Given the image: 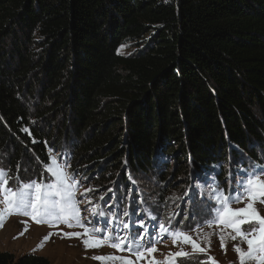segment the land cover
<instances>
[{
  "label": "trees",
  "instance_id": "1",
  "mask_svg": "<svg viewBox=\"0 0 264 264\" xmlns=\"http://www.w3.org/2000/svg\"><path fill=\"white\" fill-rule=\"evenodd\" d=\"M54 151L113 209L134 182L162 200L264 164V0H0L8 187L52 183ZM0 264L55 263L0 251Z\"/></svg>",
  "mask_w": 264,
  "mask_h": 264
},
{
  "label": "rangeland",
  "instance_id": "2",
  "mask_svg": "<svg viewBox=\"0 0 264 264\" xmlns=\"http://www.w3.org/2000/svg\"><path fill=\"white\" fill-rule=\"evenodd\" d=\"M49 154L50 165L48 167H56L51 164L52 158L55 157L57 165H59L68 176L79 182L75 189L76 201L78 207L82 210V221H92V225H89L90 230L97 220H103L102 216H93L91 211L93 206L96 207L97 213L102 212L108 217L115 215L118 216L121 221L125 219L133 222L144 220L148 227V234L145 237L143 246H147L149 242L152 241L157 251L151 254V256L146 253L145 259L137 260L135 255L130 256V253L127 251L121 252L112 248L108 240H104L102 242L103 246L101 247L85 249L81 238L63 235L64 233L72 232L83 233L84 229L76 225L75 220L69 221L72 224V226L69 227L68 224L64 222L63 218L57 219V216H59L57 209H53L52 216L41 217L43 220L42 223H37L31 217L22 214L9 215L5 213L2 226H0V251H9L13 253L15 257L24 254L42 255L51 263L55 264H120L119 261H98L93 259V257L101 255L130 257L134 261V264H149L153 256L160 264H179V259L180 263H187L190 259H196L199 264H214V262L215 264H240L239 255L235 252L234 247L239 245L245 253L248 251L246 241H243L241 238L232 240L231 235L235 234L234 231L227 225L219 223V211L221 209L217 197L220 194L216 192V185L219 183L209 175H206L203 180L195 181L193 189L187 191V196L184 195L181 197L179 194L172 192L162 200L157 197V188L153 181H144L140 186H138V182H134L137 193L132 194L128 192L125 200L126 204H123L124 206L121 205L122 207L119 206L118 209H113L116 204H114L111 192L106 194L101 189L88 184L84 178L77 177L71 173L69 170L68 157L64 153H57L54 151ZM261 169H264V164L249 165L246 169H237L233 174L235 178L239 180L245 173L251 174L256 172L260 175V178L264 180V173L260 172ZM47 173L53 180L50 184L56 183V178L51 173ZM43 186L42 194L49 191L47 185ZM227 187L226 184L225 190H227ZM87 188L98 190L89 193V196L93 200L92 205H88L86 200L81 196V193ZM52 191L54 192V190ZM101 196L104 197L103 201L100 200ZM49 199L55 201L59 200L60 197L53 194ZM116 201H119L118 197ZM249 202L250 201L245 196L241 202H232L230 206L233 209L243 208ZM159 203L162 204L159 205ZM212 204H216V207H212ZM109 205L111 206V210H109ZM203 205H206L208 209L205 217L209 216V218H213V220L199 225L198 222L201 220V211L199 209H201ZM4 207H6V205L3 204V192L0 191V209ZM254 207L258 214L264 217V202L257 200L254 202ZM86 208L87 210L84 211ZM148 208L149 210H147ZM188 209H190V213L188 214L187 221L185 220L183 223L180 222L181 218H185ZM125 211L129 213L127 218L122 215ZM160 223L165 224L171 231H183L184 234L191 236L193 240L200 244L205 251H194L191 244L184 243L182 240L174 243L171 232L166 234L159 233L158 225ZM249 227V225H244L245 229ZM25 229L27 230L25 231ZM131 231L135 233L138 229L133 225ZM221 235L225 237L224 243L226 245V250L221 248L219 239ZM45 236L49 237L47 241H44ZM137 243L139 244L140 241H137ZM40 245H42V247H38ZM77 245H82V249H80L82 253L77 257L73 256L68 251L61 254L63 250L75 251L78 249L76 247ZM54 246L58 249H55ZM177 251L188 253V256L169 257L170 253H175ZM257 254L264 255V253ZM244 264H259V262L255 259L246 257Z\"/></svg>",
  "mask_w": 264,
  "mask_h": 264
},
{
  "label": "snow or ice",
  "instance_id": "3",
  "mask_svg": "<svg viewBox=\"0 0 264 264\" xmlns=\"http://www.w3.org/2000/svg\"><path fill=\"white\" fill-rule=\"evenodd\" d=\"M25 131L27 130L25 129ZM51 164L56 167H48L47 172L51 173L56 178V183L47 185L49 191L43 194L42 187L44 186L42 183L36 181L22 185L19 191L13 190L11 187H8L12 177L7 176L5 171L0 169V191L3 192V204L6 205V207L0 209V226H2L5 213L9 215L22 214L31 217L37 223H42L43 220L41 217L52 216L53 209H57L59 213L57 219L63 218L64 222L68 224L69 227L72 226L69 221L75 220V224L84 229L83 233L72 232L64 233L63 235L81 238L85 249L101 247L103 246L102 242L108 240L112 248L121 252L127 251L130 253V256L135 255L137 260L145 259L146 253L151 256V254L157 251L152 241H150L147 246H143L145 237L148 234V227L144 220L133 222L125 219L121 221L118 216L114 215L108 217L102 212L97 213L96 207L93 206L91 209L93 216H102L103 220H97L90 230L89 225H92V221H82V210L78 207L76 201L75 189L79 182L68 176L67 173L57 165L55 157L52 158ZM260 172L264 173V169H261ZM225 183L228 186L227 190L223 189L219 184L216 185V192L220 194L217 197L221 209L219 211V223L227 225L234 231L235 234L231 235L232 240L241 238L243 241H246L248 245V251L246 253L239 245L234 247L235 252L239 255L240 264H244L246 257L257 260L259 264H264V255L257 254L264 253V217H261L254 207L255 201L260 200L264 202V180H262L260 175L256 172L251 174L245 173L241 179L237 180L235 175L229 171ZM52 190H54V192ZM96 191L98 190L87 188L81 193V196L86 200L88 205L93 204V200L89 196V193ZM108 191H111V189ZM53 194L59 196L60 199L55 201L50 200L49 197ZM185 195L187 196L188 193L186 192ZM245 196L250 201L245 207L233 209L230 206L232 202H241ZM100 200L103 201L104 197L101 196ZM108 207L109 210H111V206L109 205ZM212 207H216V204H212ZM86 210L87 208L84 209V211ZM122 215L127 218L129 213L125 211ZM133 225L138 229L135 233L131 231ZM244 225H249L250 227L245 229ZM26 230L27 229H25V231ZM158 231L159 233L165 234L171 232L174 243L182 240L184 243L191 244L194 251H205L200 244L193 240L191 236L184 234L183 231H171V229L167 228L163 223L158 225ZM48 239V236L44 237V241ZM219 239L221 248L226 250V245L224 243L225 237L221 235ZM137 241H140V243L138 244ZM38 247H42V245ZM186 256H188V253L183 251L169 254L170 258ZM93 259L98 261H119L120 264H134V261L130 257L117 255H101L95 256ZM149 264H160V262L156 261L153 256Z\"/></svg>",
  "mask_w": 264,
  "mask_h": 264
},
{
  "label": "bare ground",
  "instance_id": "4",
  "mask_svg": "<svg viewBox=\"0 0 264 264\" xmlns=\"http://www.w3.org/2000/svg\"><path fill=\"white\" fill-rule=\"evenodd\" d=\"M78 249H76L75 251H73V250H63V252L61 253V254H63V253H65V251H68V252H70L73 256H75V257H77L78 255H80V253H82L81 251H80V249H82V245H77L76 246ZM54 248L55 249H58L56 246H54ZM73 251V252H72ZM83 255V254H82Z\"/></svg>",
  "mask_w": 264,
  "mask_h": 264
}]
</instances>
